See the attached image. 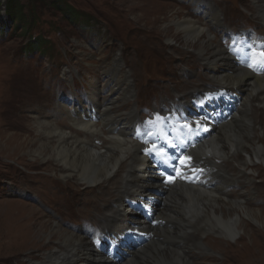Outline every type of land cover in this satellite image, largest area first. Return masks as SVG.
I'll return each mask as SVG.
<instances>
[{
  "label": "bare ground",
  "instance_id": "obj_1",
  "mask_svg": "<svg viewBox=\"0 0 264 264\" xmlns=\"http://www.w3.org/2000/svg\"><path fill=\"white\" fill-rule=\"evenodd\" d=\"M190 1L199 10H205L209 23L193 15L176 20V13L174 25L166 26L164 31H170L169 40H181L183 50H192L191 55L206 70V80L211 82L207 83L213 87L202 90L201 86L199 94L227 88L238 94L240 101L235 116L216 127L211 137L194 150L197 161L210 168L207 185L180 187L166 182L165 177L172 175L173 169L153 163L144 145L133 138V124L142 120L139 109L132 104L137 90L132 71H125L117 56L114 69L96 75L104 80L102 86L97 87L99 81L91 76L86 82V93L74 95L70 106L54 102V110L48 111L41 108L43 101L39 100L34 106L39 111L34 115V161L50 165L46 170L55 176L48 179L52 184H56L58 176L61 183L71 182L81 192L83 187L91 189L86 193L94 195L88 199L97 201L102 206L100 211L95 212V217L89 211L78 215L88 226L69 230L56 213L53 214L57 218L47 215L44 210H37V205L28 210V204L19 202L13 207L29 216V227L22 223L9 225L10 229L3 232L0 260L33 248L34 252H42L41 258L34 255L33 264H200L210 256L217 260L211 250L224 245L223 250L219 247L221 252L216 251L223 264L252 262L247 251L252 248L249 244H256L252 237L261 235L264 226V208L261 209L258 199L261 186L254 181L264 176V76L236 64L216 37L224 28L221 9L213 2ZM250 5L255 23L264 29V0H252ZM223 31L225 34L227 29ZM195 77L198 83L202 82L200 73ZM192 92L178 93L177 97H194ZM172 97L161 99L166 102ZM94 114L97 120L93 119ZM19 143L8 150V143L1 140L0 147L9 151L7 157L20 159L26 144ZM38 177L47 176L40 172ZM37 195L43 196L40 188ZM127 199L155 212L164 224L152 226L146 214L132 208ZM39 217L46 220L38 221ZM126 222L151 234L150 240L134 250L125 249L122 260L108 252H98L92 241V225L113 232L124 229ZM241 230L242 240L234 241Z\"/></svg>",
  "mask_w": 264,
  "mask_h": 264
},
{
  "label": "rangeland",
  "instance_id": "obj_2",
  "mask_svg": "<svg viewBox=\"0 0 264 264\" xmlns=\"http://www.w3.org/2000/svg\"><path fill=\"white\" fill-rule=\"evenodd\" d=\"M62 1L63 3L59 4L66 5L64 8L70 7L84 18L79 22L70 20L64 15V11L56 9V3L52 1L51 4L50 0H22L19 7H22L24 14L36 12L35 28L32 33H25L23 29L15 30L11 17L5 13L7 0H0V17L4 20V23L0 24V142L6 141L8 150H12L18 142L26 144L21 153L22 157L15 160L7 157V149L0 147V254L5 241L2 239L3 232L10 229L11 225L19 223H22L23 227H29V216L22 215L13 207L19 202L28 204V210L31 205H37V210L42 209L47 215L51 214L57 218L54 215L56 213L57 219L60 222L62 219L65 225L61 223L69 230L87 227L88 224L84 220L81 222L77 216L89 211L95 217V212L100 211L102 207L97 201L88 199L89 195H94L86 193L91 189L83 187L81 192L74 188L71 182L61 183L63 181L58 176L56 184L50 183L48 179L55 177L46 170L50 169V165L34 161V115L39 114L34 106L38 100L43 101L41 108L48 111L54 110V102L62 101L70 106L74 95L79 93L82 96L86 93V82L90 81L91 76L95 82L99 81L97 87L102 86L104 80H99L96 75L103 74L106 69H114L113 60L117 56L122 59L123 69L132 71L131 79L137 90L132 104L139 109L142 118L149 115L146 107L152 108L161 104V97H175L178 93L186 94L191 90L195 92L201 86L202 90L213 87L208 84L211 82L207 81L209 79L201 61L191 55L192 50H183L182 41L169 40L170 31H164L166 26L174 25L176 13V20L183 15H193L209 23L205 10H199L190 0ZM203 1L213 2L221 9L220 19H225L224 30L237 31L253 26L264 35V29L255 23L256 17L250 5L252 0ZM24 20L29 23L28 18H23ZM223 29L216 33L221 43ZM39 34L43 35L47 42L41 46V50L32 51L30 43L34 36ZM43 49L47 52L46 57L42 54ZM196 73H200L201 83L196 81ZM93 111L96 112L95 109ZM62 116L61 114L60 117ZM36 169L40 171L34 178ZM40 172L47 177L40 179ZM254 181L261 186L258 199L262 209L264 176L261 179L256 177ZM59 183L62 188L57 186ZM39 188L42 198L37 195ZM112 201L113 199L110 200ZM7 217L9 219H6ZM42 219L46 220L39 217L38 221ZM124 224L127 228L131 222ZM92 228L97 230L93 225ZM261 230V235L252 237L251 241L256 244L250 243L252 248L247 250L252 256L250 264H264L263 225ZM243 235L241 230L234 241H241ZM223 246L218 245L215 250L221 252ZM19 251V255L5 261L0 260V264H33L34 255L38 258L42 255V252H34L33 248ZM216 251L211 250L217 260L210 256L208 261L202 259L200 263L199 258L196 261L200 264H223L220 254Z\"/></svg>",
  "mask_w": 264,
  "mask_h": 264
},
{
  "label": "trees",
  "instance_id": "obj_3",
  "mask_svg": "<svg viewBox=\"0 0 264 264\" xmlns=\"http://www.w3.org/2000/svg\"><path fill=\"white\" fill-rule=\"evenodd\" d=\"M50 1H51V4L53 2H55L56 3V7L55 8L63 10L64 11V15L67 18H69L70 20L79 22L81 19L84 18L83 15H81L78 12L74 11L72 8H70V7L64 8V7H66V5L59 4V3H63L62 0H50ZM21 2H22V0H7V6H5V11H6L5 13H6V15L8 17L9 16L11 17V21H12L16 31L18 29H23V30H25V33H32V30L36 26V24H34V19L36 18L35 17L36 16V12L33 11L32 14L30 13L29 15L24 14V12L21 9L22 7H19ZM35 8L36 7L34 6V9ZM30 12H31V9H30ZM23 18H25V19L28 18L29 19L28 20L29 23L25 22V20L23 21ZM2 23H4V20L2 19V17H0V24H2ZM4 27H5V24H4ZM46 42H47V39L45 37H43V35L39 34L36 37L34 36V39L30 43V46H31L30 49L32 51L38 50V49L41 50L42 49L41 46L44 43H46ZM31 44H33V45H31ZM42 54H43L44 57L47 56V52L44 49H43V53Z\"/></svg>",
  "mask_w": 264,
  "mask_h": 264
},
{
  "label": "snow or ice",
  "instance_id": "obj_4",
  "mask_svg": "<svg viewBox=\"0 0 264 264\" xmlns=\"http://www.w3.org/2000/svg\"><path fill=\"white\" fill-rule=\"evenodd\" d=\"M259 55H260L262 58H264V51H261ZM249 67H253V65H252V64H249ZM189 159H190V158H186V157H185V158H181V159L179 160V163H180L181 165H186ZM173 171H175V169H173ZM174 179H175V177L172 176V175H168V176L165 177V181H166V182H174Z\"/></svg>",
  "mask_w": 264,
  "mask_h": 264
},
{
  "label": "clouds",
  "instance_id": "obj_5",
  "mask_svg": "<svg viewBox=\"0 0 264 264\" xmlns=\"http://www.w3.org/2000/svg\"><path fill=\"white\" fill-rule=\"evenodd\" d=\"M190 185H196V184L194 183V184H190Z\"/></svg>",
  "mask_w": 264,
  "mask_h": 264
}]
</instances>
